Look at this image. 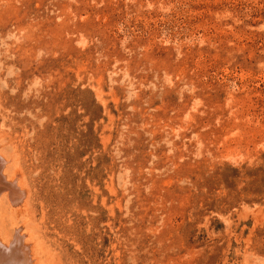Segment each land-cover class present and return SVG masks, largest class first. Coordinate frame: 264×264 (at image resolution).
I'll use <instances>...</instances> for the list:
<instances>
[{
	"label": "rangeland",
	"instance_id": "rangeland-1",
	"mask_svg": "<svg viewBox=\"0 0 264 264\" xmlns=\"http://www.w3.org/2000/svg\"><path fill=\"white\" fill-rule=\"evenodd\" d=\"M0 133L41 264H264V0H0Z\"/></svg>",
	"mask_w": 264,
	"mask_h": 264
},
{
	"label": "bare ground",
	"instance_id": "bare-ground-1",
	"mask_svg": "<svg viewBox=\"0 0 264 264\" xmlns=\"http://www.w3.org/2000/svg\"><path fill=\"white\" fill-rule=\"evenodd\" d=\"M1 133L0 264H41L42 241L38 239L41 224L36 217L31 188L20 165L17 166L16 145ZM19 216L22 218L18 219Z\"/></svg>",
	"mask_w": 264,
	"mask_h": 264
}]
</instances>
